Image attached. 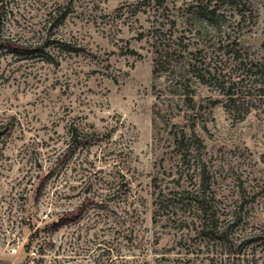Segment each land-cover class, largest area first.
Returning <instances> with one entry per match:
<instances>
[{
  "label": "rangeland",
  "instance_id": "1",
  "mask_svg": "<svg viewBox=\"0 0 264 264\" xmlns=\"http://www.w3.org/2000/svg\"><path fill=\"white\" fill-rule=\"evenodd\" d=\"M6 1L5 36L52 38L0 50V264H264V0Z\"/></svg>",
  "mask_w": 264,
  "mask_h": 264
},
{
  "label": "trees",
  "instance_id": "2",
  "mask_svg": "<svg viewBox=\"0 0 264 264\" xmlns=\"http://www.w3.org/2000/svg\"><path fill=\"white\" fill-rule=\"evenodd\" d=\"M228 2V0H226ZM234 0H229L230 5H233ZM10 9V2L6 0H0V23L2 21V13H5L6 10ZM11 13L13 12V9L9 10ZM55 13V14H54ZM216 11L213 9H210L205 17L210 21L211 19L215 18ZM60 14L58 15L53 10L48 12L46 14L45 19V27L47 25L50 27L51 30L53 26V21L56 19L57 21L61 19ZM35 40H19L12 37L5 36L1 31V25H0V50L6 51V53L11 54L13 56L21 57L24 54H38L39 52H42L44 49L47 48L48 42L51 40V34L42 36L41 34L39 37H36ZM34 39V38H33ZM255 67H258V65H255ZM262 70L258 69L257 74H262ZM235 84V83H234ZM233 84V85H234ZM229 97V102L236 104L237 99L234 98L235 92L233 91L232 86L228 87V91L226 92ZM69 133V141L67 143V149L66 153L63 155L65 157H68V154L73 156L80 148H88L91 146V138L94 137V134L87 130L86 128L81 127L80 125L72 124L68 130ZM122 151H118L116 153V156L121 157ZM85 161L81 160L79 163V167L83 168ZM117 165V164H116ZM98 173V171L96 172ZM85 175H83L80 179H84ZM86 178V177H85ZM112 180H103L102 181H96L95 183L90 180L89 183L86 184V188L83 189V191L79 192L77 196H81L85 194L83 200L80 201V204L74 208L73 210L67 212L66 215L59 218L55 222L52 223V228L54 230L59 229L62 225H64L66 222L71 220H79V218L83 215V213L86 211L89 203H92L96 201V199H99L102 197V193L106 190L115 192L117 189H121L122 187H127L129 185V182L126 178V175L123 174L122 169L118 168L116 170V174L112 176ZM83 181V180H82ZM84 182V181H83ZM96 186V187H95ZM91 190V192H90ZM94 190V192H92ZM93 193V194H92ZM106 203L107 200L102 199L100 203ZM200 203L202 205V214L204 218V226L202 228L203 234H207V228H209L208 224L211 225L214 224L215 220V213L213 212L212 206L210 205L211 200L207 198H202L200 200ZM207 232V233H206ZM40 228H37L35 232L30 237V242L28 244V247L32 245L34 239L39 236Z\"/></svg>",
  "mask_w": 264,
  "mask_h": 264
}]
</instances>
